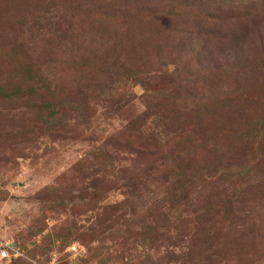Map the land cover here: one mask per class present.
<instances>
[{
    "label": "rangeland",
    "instance_id": "374dc122",
    "mask_svg": "<svg viewBox=\"0 0 264 264\" xmlns=\"http://www.w3.org/2000/svg\"><path fill=\"white\" fill-rule=\"evenodd\" d=\"M0 247L264 264V0H0Z\"/></svg>",
    "mask_w": 264,
    "mask_h": 264
},
{
    "label": "built area",
    "instance_id": "2783aa9c",
    "mask_svg": "<svg viewBox=\"0 0 264 264\" xmlns=\"http://www.w3.org/2000/svg\"><path fill=\"white\" fill-rule=\"evenodd\" d=\"M69 248H71L72 250L74 249L73 246H70ZM9 253L7 251V249H5L4 247H0V261L4 260L5 258H8Z\"/></svg>",
    "mask_w": 264,
    "mask_h": 264
}]
</instances>
